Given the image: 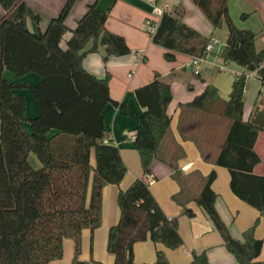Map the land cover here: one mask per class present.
I'll return each instance as SVG.
<instances>
[{
	"label": "trees",
	"instance_id": "16d2710c",
	"mask_svg": "<svg viewBox=\"0 0 264 264\" xmlns=\"http://www.w3.org/2000/svg\"><path fill=\"white\" fill-rule=\"evenodd\" d=\"M74 2L66 0L42 32L39 16L23 0H0V264H49L61 260L66 239L74 244L72 264L78 262L83 232L93 233L101 226L103 189L118 186L127 172L119 149L107 140L103 111L108 105L136 125L131 146L139 155L143 177L117 195L119 220L108 230L107 253L113 257V264H137L132 253L137 243L151 241L171 251L183 245L178 219L164 214L147 184L161 142L169 131L170 85L155 73L151 82L137 88L134 95L143 110L139 116L124 103L112 100L110 75L106 73L99 79L89 74L83 60L87 54L96 53L98 47L104 49V63L110 57L132 52L122 37L106 30L107 12L100 11L96 4L88 6L74 29H69L65 20ZM191 2L214 30L226 26L223 62L255 73L264 87V50L256 51L255 33L235 27L228 13V0ZM183 15L179 8L164 13L150 36L152 44L166 51L163 57L167 62L175 60V53L206 55L210 39L187 26ZM247 18L246 14L241 16L243 21ZM67 34L70 37L65 40ZM89 44L91 47L85 51ZM4 72L17 78L35 74L39 80L33 85L10 83ZM245 84L244 74L232 82L222 111L230 128L212 163L228 171L233 195L264 219V176L254 173L260 163L254 147L258 135L264 132V108L255 110L253 119L243 120ZM21 90H28L36 103V117H26V101L18 93ZM215 92L207 86L188 107L204 110ZM23 123L28 124V131ZM31 156L38 167L31 165ZM173 177L180 183L176 170ZM215 179L212 170L192 201L207 216L237 264H260L257 260L264 237H255L260 219L242 233V241L233 239L215 208L217 195L211 188ZM172 199L179 202V195ZM183 215L193 217L188 209L183 210ZM154 264H169L163 251L155 252ZM190 264H209L206 253L193 254Z\"/></svg>",
	"mask_w": 264,
	"mask_h": 264
},
{
	"label": "crops",
	"instance_id": "0c3cea01",
	"mask_svg": "<svg viewBox=\"0 0 264 264\" xmlns=\"http://www.w3.org/2000/svg\"><path fill=\"white\" fill-rule=\"evenodd\" d=\"M23 1L35 15L39 16V28L42 32L58 15L61 8L59 0ZM159 1L168 5L170 11L178 8L183 10V22L202 36L209 39L214 37L216 31L191 0ZM92 4H96L100 11L107 12L106 30L122 37L132 53L119 58L110 57L104 63V49L98 47L96 53L85 56L83 68L99 79L104 78L108 73L111 77L109 82L111 99L124 103L137 116L141 115L143 110L137 103L134 91L151 82L155 73H158L161 79L170 85L172 94L171 103L167 108L170 116L169 131L161 142L157 160L153 164L147 184L164 214L169 219H178V233L183 245L171 251L151 241L137 243L133 246V261L137 264H154L155 252L161 250L165 253L169 264H190L193 254L199 255L203 252L206 253L209 264H237L224 248L212 223L192 199L200 193L204 179L214 170L216 179L211 188L217 195L215 208L228 227L232 238L242 241V233L258 218L260 220L255 230V237L257 239L264 237V219L255 209L233 195L229 188L228 171L212 163L223 148L225 136L230 128V122L223 118L222 111L229 99L235 77L243 74L246 76L244 121L253 119L256 115L255 110L261 111L264 108V87L261 86L255 73L246 72L243 68L229 71V63L223 66H220L221 63L212 64L220 73H231L232 76L211 84L200 68L204 61L199 66L201 71L199 76L184 70V65L189 61L190 56L175 53V60L167 62L163 57L166 51L152 44L144 29L145 21L152 18V8L147 0H75L65 25L69 29H74L76 22ZM228 13L237 29L250 30L256 34L255 49L258 52L263 51L264 0H228ZM243 14L248 16L245 21L241 20ZM29 28H31L30 24ZM223 35L222 46L227 39V29L223 30ZM69 37L70 35L67 34L65 40ZM90 47L91 44L85 51ZM187 73H190L192 79L196 78L197 81L188 77L184 78L182 74ZM4 77L10 83L23 82L32 85L39 80L35 74L16 78L10 72H4ZM207 86H212L216 92L206 104L205 109L195 111L188 107V104L203 93ZM22 92V90L18 91L26 101V117L29 119L36 117L38 115L36 103ZM103 117L107 140L119 149L127 172L118 186L107 185L103 189L102 223L93 233L88 230L83 232L81 257L84 258L85 263L93 260L99 264H113V257L107 254L105 249L108 230L119 220L116 198L119 191L126 190L134 180L142 178L143 172L139 155L131 146L136 134L134 121L111 105L105 107ZM22 126L25 130H29L27 123H23ZM254 149L260 158L254 173L264 176V132L258 135ZM92 163H94L93 160ZM33 164L38 167L35 159ZM174 170L180 175V183L173 177ZM177 195H179L180 203L172 199ZM184 209L190 210L193 217L184 216ZM72 255L73 242L64 240L63 258L49 264H71ZM257 262L260 264L264 262V247Z\"/></svg>",
	"mask_w": 264,
	"mask_h": 264
},
{
	"label": "rangeland",
	"instance_id": "374dc122",
	"mask_svg": "<svg viewBox=\"0 0 264 264\" xmlns=\"http://www.w3.org/2000/svg\"><path fill=\"white\" fill-rule=\"evenodd\" d=\"M66 0H59V3H61V6L60 7H62L63 6V4H64V2H65ZM55 2V1H54ZM56 3V2H55ZM2 12H1V9H0V14H1ZM223 30H226V26L225 25H222V27L221 28H219V29H216L215 31V34H214V39L216 40L217 39V41H219L220 43H224V38H223ZM61 46L64 48L65 47V44H64V42H62V44H61ZM224 46L225 45H223V47H221L220 48V50H218V48H217V46H215L214 47V51L211 53V54H207V55H205L204 56V62H203V64L201 65V70H203L202 72H203V74L206 76V80H208V81H211V84L212 83H214V82H218L220 79H223V78H229V77H231L232 75H231V73H229V74H224V73H220L219 71H218V68L217 67H215L214 65H215V63L216 64H220V66H223V65H225L226 63H224L223 62V60H222V58H221V54H222V51H223V49H224ZM212 64H214V65H212ZM230 65V68H228L229 69V71H231V70H233V71H235V70H240V68L241 67H239L238 65H236V64H234V63H229ZM242 69V68H241ZM188 72H190V71H188ZM191 73V72H190ZM190 73H187V74H182L183 75V77L185 78V77H188V78H191L192 79V76L190 75ZM11 74V73H10ZM12 75V74H11ZM230 75V76H229ZM13 76V75H12ZM17 78V77H16ZM192 80H195V81H197V79L196 78H193ZM23 92L22 93H24V95L25 96H27L28 98H30V96H29V92H28V90H22ZM30 100H32V99H30ZM24 124H26V123H24ZM34 157H32L31 156V158H30V162H31V165L34 167V168H36V166L33 164V160L35 159H33ZM226 172V171H225ZM102 195H103V193H102ZM66 240H70V239H66ZM70 241H72V240H70ZM73 242V241H72ZM81 247H82V240H81ZM73 251H74V244H73ZM105 252H107L106 251V249H105ZM108 254V253H107ZM63 258V257H62ZM84 258H82L81 257V253H80V255H79V257H78V262L76 263V264H91V263H96V262H94L93 260H90L89 262H87V263H85L84 261L85 260H83ZM89 259V258H88ZM87 259V260H88ZM72 260H73V255H72ZM72 260H71V264H72ZM56 261H58V260H56ZM99 264V263H98Z\"/></svg>",
	"mask_w": 264,
	"mask_h": 264
},
{
	"label": "built area",
	"instance_id": "2783aa9c",
	"mask_svg": "<svg viewBox=\"0 0 264 264\" xmlns=\"http://www.w3.org/2000/svg\"><path fill=\"white\" fill-rule=\"evenodd\" d=\"M147 2L151 5L152 8V18H149L145 21L144 29L150 37L156 32L162 15L166 12H170V8L163 1L147 0ZM214 46H217L218 50L223 47L219 41L211 38L206 46L205 54L207 55L211 53ZM203 61L204 57H191L189 61L184 65V70L190 71L194 76H199L201 74L199 66ZM128 77H130V75Z\"/></svg>",
	"mask_w": 264,
	"mask_h": 264
}]
</instances>
